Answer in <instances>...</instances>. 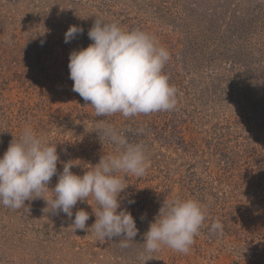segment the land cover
<instances>
[{"label":"rangeland","instance_id":"obj_1","mask_svg":"<svg viewBox=\"0 0 264 264\" xmlns=\"http://www.w3.org/2000/svg\"><path fill=\"white\" fill-rule=\"evenodd\" d=\"M151 1L0 0V158L27 126L56 145L58 174L61 162L74 161L71 171L82 176L102 155L116 151L99 139L96 130L103 124L142 144L148 164L141 177L120 174L128 186L120 194L122 207L139 229L128 248L119 247V238L99 241L88 229L95 222L91 197V206L84 201L73 208L72 219L81 209L90 217L86 229L76 232L65 214L48 213L36 199L19 210L0 205V264H143V235L163 203L175 199L199 201L205 221L188 254L162 247L147 264H264L263 0H161L155 7ZM255 13L262 15L257 24ZM96 19L142 30L175 54L185 91L176 92L175 108L181 110L175 137L166 139L171 141H164V132L173 110L97 117L72 91L69 55L92 43L87 33ZM190 24L199 25V41L207 30L210 41L225 34L223 42L217 47L210 42L192 59L191 51L184 52L189 35L181 29ZM73 25L83 33L65 43ZM237 53L250 57L243 63ZM57 182L53 176L49 188ZM217 220L223 235L209 232Z\"/></svg>","mask_w":264,"mask_h":264},{"label":"clouds","instance_id":"obj_2","mask_svg":"<svg viewBox=\"0 0 264 264\" xmlns=\"http://www.w3.org/2000/svg\"><path fill=\"white\" fill-rule=\"evenodd\" d=\"M82 33V28L70 26L64 42L69 43ZM87 35L92 43L69 55V78L74 82L72 91L90 104L97 117L120 113L128 118L175 108L177 89L163 73L170 54L154 36L139 29L125 30L102 19H96ZM96 132L102 144L110 143L116 151L102 155L95 166L80 176L71 171L76 166L74 161L61 162L63 171L58 174L56 145L46 144L26 126L0 158V205L19 210L26 207V201L41 199L46 204L43 210L53 215L65 214L72 221L69 227L76 232L86 229L90 217L81 209L72 219L73 208L78 202L89 204L91 197L96 204L95 222L88 229L99 241L119 238V247L126 249L139 229L131 212L122 207L120 194L128 186L120 174L143 176L147 157L142 144L130 143L110 125L101 124ZM57 175L58 182L50 189L49 183ZM128 203L134 204L135 200L129 199ZM204 221L205 209L199 201L164 202L155 222L143 235L139 259L147 264L162 247L188 254ZM209 232L223 235V224L214 221Z\"/></svg>","mask_w":264,"mask_h":264},{"label":"trees","instance_id":"obj_3","mask_svg":"<svg viewBox=\"0 0 264 264\" xmlns=\"http://www.w3.org/2000/svg\"><path fill=\"white\" fill-rule=\"evenodd\" d=\"M160 2L161 3V0H153V1H151V3H152V7H155V6H153V4H155V2ZM263 3H264V0H263ZM261 14V13H260ZM167 17H168V15H167ZM258 17H259V19H260V21H262V15H256V13L253 15V17H252V19L254 20V23L255 24H257L258 22H257V19H258ZM169 18V17H168ZM172 18L173 17H170V19L172 20ZM199 27V25H196V24H190V25H188L187 27H186V29H184V28H181L182 29V31H183V33H187L189 36H188V41H186V44H184V46H185V48H186V50L184 51L185 52V54L186 53H188V51H191L193 54H192V56H191V58L192 59H195L194 58V56H198L197 55V52L198 51H201V50H199L200 48H205V47H210V42H213L214 43V45H213V47H217L218 45H219V43H220V38H223L224 39V37H225V34H222V33H220L219 35H216V34H214L212 31V34H214V37H211V41H210V37H209V35H208V32H207V30H206V33H207V35L205 36V37H203L200 41L196 38V30H197V28ZM236 31H232V33H233V36L235 35L234 33H235ZM201 33H202V31H201ZM241 38H243V33H239L238 35H237V39H241ZM222 42H223V40H221ZM209 45V46H208ZM168 50H171V51H173L174 50V48L173 47H171V48H169ZM198 50V51H197ZM202 52V51H201ZM235 53V52H234ZM194 55V56H193ZM172 56V57H171ZM170 56V59H169V61L165 64V67H164V69H163V72H164V74L167 76V77H173V78H169V80L171 79L173 82H174V87L177 89V92L178 91H185L184 90V88H183V86H182V82H180V80L178 79V77H177V75H176V73H175V63H174V56H175V54H172ZM235 56V55H234ZM244 57V59H243V63H245V61L246 60H248L249 59V57H250V54H245V55H241V54H238L237 53V56H235V57ZM201 58H202V56H201ZM168 69H171V70H168ZM201 90V89H200ZM190 95V94H189ZM203 95H205V93H201V91H200V96H199V98H200V100L202 101V98H203ZM176 99H177V101H179L178 100V95L176 94ZM190 100V102L192 101L191 99H190V97H189V99H188V101ZM176 110V111H175ZM180 110H181V107H178V108H174L173 109V111H172V113H171V115H170V117H169V119H168V124H166V126L169 128V132H166V129H165V132L164 133H167V135H165L164 136V141H166V142H168V141H171V140H166L167 138H170L171 139V137H175V130H176V124H174L175 122L177 123V121H178V114L180 113ZM184 111V110H183ZM187 112V111H186ZM188 115V114H187ZM172 120V121H171ZM174 124V125H173ZM170 129H172V131L170 130ZM172 142H174V141H172ZM179 147H183V149H187V147L186 146H183V144L182 143H180V145H178Z\"/></svg>","mask_w":264,"mask_h":264}]
</instances>
